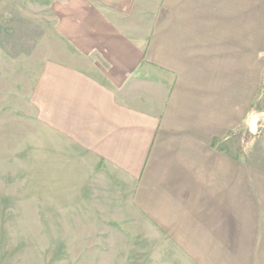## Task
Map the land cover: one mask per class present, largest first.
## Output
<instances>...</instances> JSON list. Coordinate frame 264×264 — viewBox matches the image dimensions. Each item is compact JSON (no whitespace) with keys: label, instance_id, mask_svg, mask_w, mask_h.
<instances>
[{"label":"crops","instance_id":"1","mask_svg":"<svg viewBox=\"0 0 264 264\" xmlns=\"http://www.w3.org/2000/svg\"><path fill=\"white\" fill-rule=\"evenodd\" d=\"M68 31L51 130L102 220L152 264H264V0H70Z\"/></svg>","mask_w":264,"mask_h":264},{"label":"rangeland","instance_id":"2","mask_svg":"<svg viewBox=\"0 0 264 264\" xmlns=\"http://www.w3.org/2000/svg\"><path fill=\"white\" fill-rule=\"evenodd\" d=\"M69 13L70 0H0V264H152L147 223L102 220L83 167L53 140Z\"/></svg>","mask_w":264,"mask_h":264}]
</instances>
